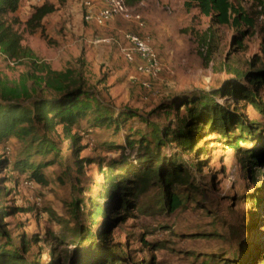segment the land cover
<instances>
[{
    "label": "rangeland",
    "instance_id": "1",
    "mask_svg": "<svg viewBox=\"0 0 264 264\" xmlns=\"http://www.w3.org/2000/svg\"><path fill=\"white\" fill-rule=\"evenodd\" d=\"M124 2L128 17H117L100 28L82 21L76 0H20L17 13L6 16L15 21L13 28L30 57L10 64L0 54L1 87L28 99L44 92L43 66L57 72L72 69L91 89L92 106L99 102L117 122L100 125L96 114L89 113L72 128L81 147L76 153L61 124L47 136L56 147L47 156L34 150L27 154L26 143L12 136L3 142L0 251H14L26 264H75L80 242L73 233L88 224L89 199L97 194L109 165L128 158L130 171L140 170L138 147H126V141L145 138L153 147L154 135L163 139L161 132L168 129L159 152L162 159L175 158L186 177L187 183L167 189L179 206H169L170 196L159 182L137 199L128 197L127 210L107 199L109 217L92 230L94 234L107 230V242L101 246L116 247L118 264H201L210 257L232 262V253L241 249L247 252L241 264H264V154L248 169L240 157L243 147L262 150L264 134L235 150L220 130H208L196 121L201 130L191 134L190 152L171 140V133L182 130L188 120L180 103L199 98L201 105L219 106L264 129V115L233 94L248 86L241 75L264 66V0H229L245 18L240 26L232 20L216 24L197 8L187 7L189 0ZM43 4L53 7L43 19V34L40 30L29 34L25 22L33 7ZM123 33L150 39L162 66L158 76H138L123 60L115 44ZM94 39L111 42L93 45ZM260 93L257 100L264 102V90ZM121 113L126 115L119 119ZM24 161L43 165L46 185L27 178L30 173L17 166ZM116 169L115 175H121ZM242 226L249 229L240 230ZM236 228L238 240L231 243Z\"/></svg>",
    "mask_w": 264,
    "mask_h": 264
},
{
    "label": "trees",
    "instance_id": "2",
    "mask_svg": "<svg viewBox=\"0 0 264 264\" xmlns=\"http://www.w3.org/2000/svg\"><path fill=\"white\" fill-rule=\"evenodd\" d=\"M20 0H0V54L9 61L30 57V51L21 45V35L14 30V22L6 19L7 15L16 14L19 9ZM187 7H194L205 17H210L213 22L219 25L232 23L240 26L245 18L238 11L232 9L229 0H189ZM53 12V7L49 5H40L33 7L30 17L25 22L26 30L29 34L37 30L43 34V19ZM231 14H235L231 19ZM242 35V32H239ZM238 42V39H236ZM205 43V42H204ZM209 46V43H206ZM41 82L44 92L28 99H21L17 93L1 87L0 85V146L9 137H15L22 143H26L27 154L34 150L35 153L47 156L56 150L55 145L47 139L48 134L56 125L61 124L64 136L72 145L76 153L80 150L79 137L72 134V128L89 113L96 114L95 122L100 125H107L117 122L109 115V110L95 101V107L92 106L90 98H93L92 91L87 86L80 72L72 69L57 72L48 67L42 68ZM248 83L247 87L239 88L233 94L240 96V101L247 102L260 114L264 115V102L257 100L260 91L264 90V66L263 68L241 75ZM182 107L186 109L187 119L182 130L172 132L171 140L188 152L191 151L192 133H198L201 127H198L196 121L200 124H206L208 130H220L225 138V142L230 148L239 149L241 144L252 143L260 140L264 134L261 125L254 121H249L243 116H237L219 106L201 105V98L189 102L183 100ZM125 113L119 115L122 118ZM168 129L161 132L163 139L156 133L152 139L154 143L151 146L150 141L143 138L139 141H126V147H138L137 163L143 167L138 171H130L131 167L127 165L125 158L121 162H114L109 165V171L105 173L104 181L99 185L97 194L89 199L90 208L87 213L86 226L79 225L74 231V235L80 242V250L75 264H118L121 262L116 247L106 248L101 246L107 242L108 232L102 229L98 234L93 233V228L102 224L105 218L109 217L110 207L106 200L116 201L115 205L119 209H128V197L134 199L142 196L154 183L159 182L164 185L166 197L169 198V206L175 209L179 206L178 199L167 189L174 185H183L187 183L186 177L180 174L181 166L177 164L175 158L165 160L160 157L159 148L164 145L168 135ZM44 133V134H43ZM231 133V135H229ZM241 164L248 169L259 161L264 154V147L261 149H251L243 147L240 151ZM50 163H47L48 165ZM45 165V166H46ZM1 166V164H0ZM21 171H27L30 175L29 180L39 185H46L47 180L41 172L43 165H32L24 161L17 165ZM121 172V175H115L113 168ZM132 176L133 180H128ZM254 180L253 175H250ZM133 185L125 187V184ZM118 202V203H117ZM258 206L259 198L255 199ZM113 204H110V206ZM250 220V219H249ZM246 221L247 225L250 221ZM245 227H241L242 230ZM249 229V228H248ZM245 228V231L248 230ZM234 229L231 243L237 242L238 231ZM241 232V231H240ZM1 233V231H0ZM73 243V242H72ZM230 244V243H229ZM25 251L30 250V246L25 244ZM241 253V254H240ZM247 252L244 249L232 253L234 261L224 259L218 263L221 264H241L242 259L246 258ZM240 256V257H239ZM241 258V261H240ZM213 258L202 261L201 264H217ZM0 264H26V260L14 251H0ZM244 264V263H243Z\"/></svg>",
    "mask_w": 264,
    "mask_h": 264
},
{
    "label": "built area",
    "instance_id": "3",
    "mask_svg": "<svg viewBox=\"0 0 264 264\" xmlns=\"http://www.w3.org/2000/svg\"><path fill=\"white\" fill-rule=\"evenodd\" d=\"M40 3L41 0H33ZM85 24L104 27L117 17H128L124 0H76ZM111 40L94 39L93 45L110 43ZM123 60L133 67L138 76L154 78L162 70L161 63L148 37L123 33L119 41H115ZM10 64L12 62L10 61ZM147 86L146 83H143Z\"/></svg>",
    "mask_w": 264,
    "mask_h": 264
}]
</instances>
